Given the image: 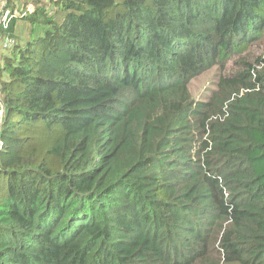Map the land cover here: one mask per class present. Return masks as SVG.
<instances>
[{"label":"trees","instance_id":"1","mask_svg":"<svg viewBox=\"0 0 264 264\" xmlns=\"http://www.w3.org/2000/svg\"><path fill=\"white\" fill-rule=\"evenodd\" d=\"M8 1L0 264H264V0Z\"/></svg>","mask_w":264,"mask_h":264},{"label":"rangeland","instance_id":"2","mask_svg":"<svg viewBox=\"0 0 264 264\" xmlns=\"http://www.w3.org/2000/svg\"><path fill=\"white\" fill-rule=\"evenodd\" d=\"M8 6H9L8 0H0V17L3 13L2 12L3 8L11 10L9 8L10 6L9 7ZM16 40H17V42H19L18 39H16ZM25 40L26 39L24 38L19 43H21L23 45L25 43ZM259 48L264 49V41L260 43ZM262 52H263V50L256 53V55L261 54ZM8 55H9V52L4 54V56H8ZM252 55L254 56V53ZM233 61L234 62L229 64L230 68H237L236 63L239 61V57H235ZM0 70H1V68H0ZM217 79H218V76H217V70L216 69H213L211 71L204 73L203 75H201L200 77H198L197 79H195L192 82V84L190 86L192 94L196 97L197 100L207 99L208 97H210L212 91L215 90V88H216L215 85L218 82ZM15 149H16V147H14V151H15Z\"/></svg>","mask_w":264,"mask_h":264},{"label":"built area","instance_id":"3","mask_svg":"<svg viewBox=\"0 0 264 264\" xmlns=\"http://www.w3.org/2000/svg\"><path fill=\"white\" fill-rule=\"evenodd\" d=\"M2 15L0 17V26L4 25L5 27H7L8 22L10 21V19L13 17L12 12L9 9H2ZM2 37V31H1V27H0V38ZM1 43V40H0ZM14 43L13 39L11 38H6L3 47L4 48H8L10 45H12ZM0 96H1V91H0ZM5 106L4 103L0 97V151L2 150V148L4 147V143L1 139V129L3 126V118L5 115Z\"/></svg>","mask_w":264,"mask_h":264}]
</instances>
